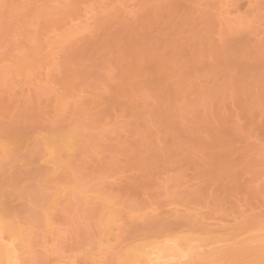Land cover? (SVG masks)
Wrapping results in <instances>:
<instances>
[{
	"label": "rangeland",
	"instance_id": "1",
	"mask_svg": "<svg viewBox=\"0 0 264 264\" xmlns=\"http://www.w3.org/2000/svg\"><path fill=\"white\" fill-rule=\"evenodd\" d=\"M51 40L50 76L21 74ZM60 131H76L67 172L44 152ZM0 143V207L35 239L24 264H115L187 234L244 263L264 239V0H0Z\"/></svg>",
	"mask_w": 264,
	"mask_h": 264
},
{
	"label": "bare ground",
	"instance_id": "2",
	"mask_svg": "<svg viewBox=\"0 0 264 264\" xmlns=\"http://www.w3.org/2000/svg\"><path fill=\"white\" fill-rule=\"evenodd\" d=\"M225 2V1H224ZM230 6V5H229ZM53 11V10H52ZM224 11H225V9H224ZM227 11V10H226ZM226 11H225V13H226ZM56 12V11H55ZM229 12V11H228ZM56 13H58V12H56ZM56 13H54V14H56ZM86 15V14H85ZM66 16H69L67 13H66ZM72 16V15H71ZM71 16H70V20L71 21H69V19H67L66 18V21H65V23L63 22V23H61L62 24V27H66L67 26V28L69 27V24H70V22H71V24H72V18H71ZM74 16V15H73ZM80 16V15H79ZM89 16H87V18H88ZM76 18V17H75ZM79 18V17H78ZM84 18V17H83ZM51 19H52V17H51ZM64 19V18H63ZM85 19H86V17H85ZM50 20V19H49ZM68 20V21H67ZM78 21H79V19H78ZM48 22V21H47ZM66 22H68V23H66ZM74 22V21H73ZM81 22V21H80ZM48 24V23H47ZM65 25V26H64ZM87 25V24H86ZM89 25V24H88ZM72 26V25H71ZM82 26V25H81ZM47 27V26H46ZM50 27V26H49ZM48 27V28H49ZM59 28H61V25L60 26H58ZM57 27V28H58ZM71 29H72V27H70ZM74 28H75V26H74ZM80 28V27H79ZM85 28V27H84ZM51 29V28H50ZM50 29H48L49 31H50ZM61 29H63V28H61ZM52 30H56V28L55 29H52ZM60 30V29H59ZM65 30H67L66 28H64V30H61V31H65ZM68 30H69V28H68ZM67 30V31H68ZM73 30V29H72ZM60 31V32H61ZM74 31V30H73ZM73 31H72V34H73ZM76 31H77V27H76V30L74 31L75 33H76ZM52 32H54V31H52ZM69 32V31H68ZM78 32H79V30H78ZM70 33V32H69ZM68 34V33H67ZM53 35V34H52ZM66 35V34H65ZM70 35V34H69ZM54 36V35H53ZM56 36H58V35H56ZM62 36V35H61ZM64 38V40H65V37H63ZM51 39H52V37H51ZM49 40H50V38H49ZM58 40H60V37H57V38H55V41L57 42ZM63 41V40H62ZM46 42V41H45ZM52 42V40L50 41V42H46V45L45 46H43V48H42V46L39 48V46L35 49L36 51L34 52L33 51V53L35 54V57L34 58H27V59H23V60H21L20 61V63L19 64H16V68H17V70L22 74V72L27 68H30L29 66H33V68H35L36 66V68H40V67H42V68H40V69H44V71L42 72L41 70V74H43L44 76H50L48 73H50V72H48L50 69H52V68H50V69H48V67L46 66L47 64H50V63H52V58H53V54H54V52H55V49H54V41L52 42L53 44H50ZM59 42V41H58ZM60 42H61V40H60ZM47 45H48V47L50 46V48H49V50L47 49L46 51H42V50H45L44 49V47H47ZM53 49H54V52H53ZM9 64H10V62H9ZM13 64H15V63H13ZM39 64L41 65V66H39ZM3 65H4V63H3ZM7 68H6V67ZM4 67V69H1L3 72H2V77H4V79H5V77L6 76H8L9 75V71H10V69H11V67L9 66V65H7V63H6V65H5ZM35 66V67H34ZM50 66V65H49ZM37 69V70H38ZM39 71V72H40ZM27 72V70H25V72L24 73H26ZM38 72V73H39ZM52 72V71H51ZM27 74V73H26ZM40 74V73H39ZM4 75H6V76H4ZM23 76V75H22ZM39 77H40V75H39ZM8 78V77H7ZM49 78V77H48ZM45 79V78H44ZM50 131H51V129H49ZM53 131V130H52ZM51 131V132H52ZM55 131V130H54ZM61 132V131H60ZM75 132V134H76V131H74ZM74 132L72 133V134H66L65 132L64 133H59V132H55V133H52L51 135H46V134H44V135H46V141L44 142L45 144H48V146H46L47 147V151H44L45 153L47 152V155L49 156V158H51V159H49V160H51V162H52V166H53V168H56V170L55 171H57V168H60V169H64L63 171H65V170H67L69 167V164L71 163V159H72V157H73V152H76L75 150L76 149H78V147H75V145L76 146H78L77 145V143H74L75 142V140H74V138L73 137H75V136H73L74 135ZM12 133V132H11ZM15 133V132H14ZM59 133V134H58ZM78 134V133H77ZM9 135V134H8ZM11 135V134H10ZM17 135V134H16ZM22 134H20V136H21ZM48 136V137H47ZM73 136V137H72ZM78 136V135H77ZM20 138V137H19ZM21 138H22V136H21ZM20 138V139H21ZM41 138H43V141H44V137H40V140H41ZM77 138V137H76ZM19 139V140H20ZM18 141V140H17ZM40 143H42V141L40 142ZM40 143H39V146L38 147H42V145H40ZM1 144V143H0ZM3 143H2V145H1V148L3 149V151H4V148H3ZM7 146V145H6ZM5 146V148H7ZM44 146V147H45ZM44 147H42V148H44ZM46 147L43 149V150H45L46 149ZM41 148V149H42ZM1 149V150H2ZM82 149V148H81ZM79 150V149H78ZM76 156V155H75ZM73 163H71V165H72ZM55 165V166H54ZM70 165V166H71ZM57 166V167H56ZM68 167V168H67ZM73 167V166H72ZM70 170H71V168H69ZM59 170V169H58ZM62 171V170H61ZM62 171V172H63ZM54 172V171H53ZM65 172H67V171H65ZM70 172V171H69ZM53 174V173H52ZM54 175L56 176V174H55V172H54ZM53 175V176H54ZM47 178V177H46ZM49 179H51V178H49ZM48 178L47 179H44V180H49ZM57 179H58V177H57ZM56 179V180H57ZM51 180H54L53 178L51 179ZM55 180V181H56ZM38 182V181H37ZM47 182V181H46ZM56 182H59V180H57ZM64 182V181H63ZM68 182V181H67ZM39 183V182H38ZM49 183H50V181H49ZM48 183V184H49ZM53 185H55L54 184V181H53V183H52ZM58 185V184H57ZM56 185V186H57ZM67 185H69V184H67ZM66 185V186H67ZM61 186H62V182H61ZM65 186V182H64V185H63V187ZM65 186V187H66ZM70 186V185H69ZM69 186H68V188H69ZM59 187H60V184H59ZM75 187V186H74ZM54 189H56L55 188V186L53 187ZM67 187L66 188H64V189H67L68 191H69V189H68ZM71 188V187H70ZM53 189V191H55V193L58 191L57 189L56 190H54ZM72 189V188H71ZM74 189V188H73ZM36 190V189H35ZM61 190H62V188H61ZM67 190H62V191H60V189H59V191H60V193H59V191L56 193L57 195H58V198H63L62 196H64V194H65V196H69V194H70V192H69V194L68 195H66V191ZM75 190V189H74ZM53 191H51V193L53 192ZM72 191V190H71ZM34 192V191H33ZM36 192V191H35ZM34 192V193H35ZM38 192V191H37ZM37 192H36V194L34 195V196H32V194H30L31 196H29V197H32V201L34 202V200H33V198L34 199H36V201H37V199L38 198H36V195H37ZM64 192V193H63ZM66 192V193H65ZM74 192H77V191H74ZM80 192V191H79ZM39 195L41 194V193H38ZM56 194H53V195H55L54 197H56L57 195ZM59 194H60V196H59ZM75 194V193H74ZM77 195H78V192L76 193ZM81 194V193H80ZM43 195H45V194H43ZM48 195V194H47ZM52 195V194H51ZM82 195V194H81ZM80 195V196H81ZM72 196H73V194H72ZM71 196V197H72ZM76 196V195H75ZM79 196V195H78ZM77 196V197H78ZM40 197V196H39ZM47 197V196H46ZM45 197V198H46ZM82 197V196H81ZM80 197V198H81ZM44 198V197H43ZM44 198V199H45ZM49 198H52L51 200H52V202H54L55 204H53V205H55L54 207H57L56 206V204H57V202H56V200L57 199H55V198H53L52 196H50ZM79 198V199H80ZM86 198H88L87 196L85 197L84 196V198L83 199H85V200H83V199H81V200H83V201H85V203H86V201H88V200H86ZM31 199V198H30ZM40 199H42L41 197L38 199V201L40 200ZM48 198H46V200H47ZM46 200H44V202H47ZM64 201H66V199H63ZM67 200H68V198H67ZM105 200V199H104ZM43 201V200H42ZM42 201H39V202H42ZM49 201H50V199H49ZM48 201V202H49ZM103 201V200H102ZM110 201V200H109ZM39 202H37L36 204H40ZM47 202V203H48ZM52 202H49V204L50 203H52ZM105 203L104 204H108L109 205V203L110 202H113V201H110V202H107V201H104ZM107 202V203H106ZM3 203V202H2ZM35 203V202H34ZM116 203V202H115ZM100 204V203H99ZM104 204H100V205H104ZM111 205H109V207L106 209V210H110L111 211V213L113 212H117L118 213V210L116 209L117 207H115L116 206V204H115V206L114 205H112V203H110ZM113 204H114V202H113ZM4 206H2V204H1V207H0V264H24V261H23V259L25 260L26 259V256H25V254H27V253H25L26 252V250H28V253L30 252V248L31 247H29L30 246V244L31 243H33V239L34 238H32L31 236H33V235H31L32 234V230H29L28 228H25V227H22L23 225H19L18 223L19 222H17V223H15V222H13L12 220H10V218H9V220H8V218H7V214L9 213V211H10V208H8L7 206H5V204H3ZM52 205V204H51ZM58 205V204H57ZM119 205V204H118ZM105 206V207H106ZM113 207V208H112ZM49 208V207H48ZM104 208V207H103ZM112 208V209H111ZM54 209H56V208H54ZM46 210H48V209H46ZM51 210H53V208H50V211L48 210V212H44V214H42V215H44V218H43V220H41V222L43 221V224L44 223H46V225H47V223H48V225H49V221L51 220L52 221V219L49 217L50 216V214L52 215V211ZM108 210V211H109ZM54 211V210H53ZM29 212H30V210H29ZM32 212V211H31ZM30 212V215L32 216V215H34V214H32ZM51 212V213H50ZM120 212V211H119ZM35 213V212H34ZM107 214H110V212H106ZM113 213L112 214H110V215H107V216H109V219H108V217L107 218H105V221H103L102 223H101V225L103 224V225H105V224H109V222L110 221H113V223H115V224H117V219L116 218H119V217H121V215L120 214H118L119 215V217H117L118 215L117 214H115L116 215V218H114V219H116V220H114L113 218H111V219H113V220H111L110 219V217H111V215H113ZM99 214V213H98ZM102 214V213H101ZM102 214V215H103ZM146 214V213H145ZM28 215H29V213H28ZM41 214H40V216H42ZM143 215V214H142ZM34 216H36V217H34ZM34 216H32V219L33 218H35V220H37L38 221V219H37V215H34ZM40 216H39V218H40ZM101 216V215H100ZM41 218V219H42ZM98 218H99V216H98ZM122 218V217H121ZM34 219H33V221H35ZM119 220H121V219H119ZM51 221H50V223H51ZM99 221V220H98ZM114 221H116V222H114ZM39 222H40V220H39ZM39 222H35V223H39ZM40 222V223H41ZM112 223V222H111ZM110 223V224H111ZM112 223V224H113ZM264 223V222H263ZM263 223H262V225L260 226V228L261 229H263L264 228V226H263ZM99 224H100V221H99ZM111 224V225H112ZM102 225V226H103ZM114 225V224H113ZM107 226V225H106ZM263 226V227H262ZM109 227V226H108ZM101 228V227H100ZM103 228H105V226L103 227ZM202 228H203V226H202ZM201 228V229H202ZM204 229H205V227H204ZM204 229H203V231H204ZM201 231V230H200ZM205 231H206V229H205ZM30 232H31V234H30ZM261 232V231H260ZM262 232H263V230H262ZM203 233H207V232H203ZM209 233V232H208ZM211 233V232H210ZM209 233V234H210ZM212 234V233H211ZM237 235H238V232L236 233ZM31 235V236H30ZM186 235V234H185ZM189 234H187V236H182L181 235V237H179V236H177V237H172V238H165L163 241H158V240H153L154 242H146V243H141V242H138V244H130L129 245V247L128 246H125L127 249L126 250H121L122 252L121 253H119V254H117V258L116 257H114V258H112V260L113 261H115V262H117V263H115V264H222V262H225V261H223L225 258H226V256L228 255V252H230V250L229 251H227L226 249L228 248V247H226V249H224V248H222L221 247V245H219V246H213V248H211V250H209L208 248H207V250H209L208 251V254L206 253L207 252V250L206 249H204V250H206V251H204V254L206 255H204L202 252H201V249L203 250V248H205V247H201V248H199L202 244H206L207 245V243L211 240L214 244L215 243H219V241H222L224 238H222V237H219V238H217V235L215 236V238H212V237H214V236H208L207 237V235L205 236V237H199V236H196V238L197 237H199L198 239H196L195 237H190V236H188ZM213 235V234H212ZM219 235V234H218ZM228 235V236H227ZM226 236L228 237V239H226V241H229V239L231 240V238H233V237H231L230 235H231V233L230 234H227ZM232 235H233V233H232ZM256 236H254V238L255 237H259V235L258 234H255ZM258 235V236H257ZM264 234H262V236H263ZM42 236V235H41ZM250 236H252V235H250ZM250 236H247V237H250ZM209 237H210V240H209ZM230 237V238H229ZM235 237H236V235H235ZM235 237L233 238L234 240H235ZM238 237V236H237ZM247 237L246 238H244V239H242V241L243 240H245V239H247ZM264 237V236H263ZM30 238H32L31 240H30ZM194 238H195V240H196V242H197V240L199 241V243L198 244H195V243H193L194 241ZM222 238V239H221ZM252 238V237H251ZM251 238H250V240H251ZM253 238V239H254ZM233 239H232V241H233ZM258 239H260V238H258ZM257 238H256V240H258ZM35 240V239H34ZM209 240V241H208ZM225 240V239H224ZM32 241V242H31ZM209 242V244H213L212 242ZM241 241V240H240ZM239 240H238V242H240ZM252 241V240H251ZM251 241H248V242H251ZM253 241H255V240H253ZM261 241L262 242H264V239L262 240V237H261ZM260 241V244H257V242H252V245H253V243H256L257 244V246H253V248L251 247V246H249L250 244H248V245H246V246H248L249 248L247 249V247L245 248V245H244V252H242L243 251V248L240 250L239 248L241 247H237L238 249H239V251H237V253L235 254V252L234 251H236V248H235V250L233 251L234 253H230V255L231 256H233L234 254L236 255L235 257L233 256V259H235L237 256V259L240 257H242V256H245V257H243L244 259L245 258H248V256H251V255H248V254H250V253H252V252H254L253 254L254 255H252L253 257H255V261H254V263H251V264H264V243H262ZM204 242H207V243H204ZM225 242V241H224ZM224 242H223V244H224ZM238 242H234L233 241V243H230V244H233L234 246H235V244L236 243H238ZM245 242H247V241H245ZM228 243V242H227ZM243 243V242H242ZM220 244H221V242H220ZM226 244V243H225ZM224 244V245H225ZM239 244V243H238ZM241 244V243H240ZM244 244H246V243H244ZM206 245H204V246H206ZM233 245H232V247H233ZM237 245V244H236ZM31 246H33V244H31ZM208 246V245H207ZM210 247H211V245H210ZM233 248V249H234ZM123 249H125V248H123ZM200 249V250H199ZM232 249V248H231ZM237 249V250H238ZM232 251V250H231ZM239 252V253H238ZM244 253L243 255H242V253ZM250 252V253H249ZM23 253H24V255H23ZM32 253V252H31ZM30 253V254H31ZM248 255H246V254ZM237 254H241V255H237ZM203 255H204V257H203ZM27 256H28V254H27ZM31 256V255H30ZM32 256H33V254H32ZM32 256H31V258H32ZM247 256V257H246ZM25 257V258H24ZM225 257V258H224ZM253 257H251V259L253 258ZM30 258V260H32ZM227 258H229L228 256H227ZM243 258H241V259H243ZM240 259V260H241ZM244 259H243V262L244 263H241V264H245L246 262L244 261ZM249 260V262L251 261V259H250V257L248 258ZM256 259H257V261H256ZM27 260H28V258H27ZM27 260L25 261V263L27 262ZM29 260V261H30ZM117 260V261H116ZM239 260V261H240ZM110 261V260H109ZM222 261V262H221ZM236 262L238 261V260H235ZM247 261V262H248ZM227 262L228 261H226V264H227ZM236 262H234V264L236 263ZM256 262V263H255ZM224 264V263H223ZM229 264H231V263H229ZM232 264H233V261H232ZM236 264H239V262L238 263H236ZM250 264V263H249Z\"/></svg>",
	"mask_w": 264,
	"mask_h": 264
}]
</instances>
